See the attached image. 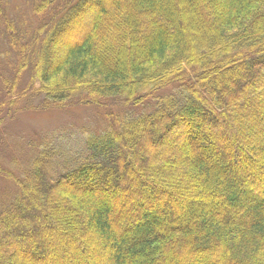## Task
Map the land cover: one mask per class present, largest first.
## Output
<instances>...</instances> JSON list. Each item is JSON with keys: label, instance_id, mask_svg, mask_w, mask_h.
<instances>
[{"label": "trees", "instance_id": "1", "mask_svg": "<svg viewBox=\"0 0 264 264\" xmlns=\"http://www.w3.org/2000/svg\"><path fill=\"white\" fill-rule=\"evenodd\" d=\"M25 96L116 111L0 167V264H264V0H0V104Z\"/></svg>", "mask_w": 264, "mask_h": 264}, {"label": "rangeland", "instance_id": "2", "mask_svg": "<svg viewBox=\"0 0 264 264\" xmlns=\"http://www.w3.org/2000/svg\"><path fill=\"white\" fill-rule=\"evenodd\" d=\"M35 84L38 86L39 83ZM29 98H20L13 107L0 104V167L20 178L32 172L35 160L43 153L51 156L54 153L60 154L61 150L66 148L73 158L80 157L81 152L85 150L86 138L111 127V112L116 111L113 103L106 101L101 106L94 104L61 110L50 108L45 111L31 108L40 100ZM49 163L54 166L52 171L61 168L60 157L53 158ZM16 192L13 183L0 179V203L11 197L13 199Z\"/></svg>", "mask_w": 264, "mask_h": 264}]
</instances>
